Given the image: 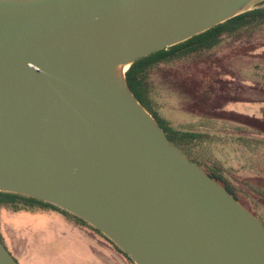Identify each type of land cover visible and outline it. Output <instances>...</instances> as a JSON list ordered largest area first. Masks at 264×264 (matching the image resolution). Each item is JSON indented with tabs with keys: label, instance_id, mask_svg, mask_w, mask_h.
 <instances>
[{
	"label": "water",
	"instance_id": "water-1",
	"mask_svg": "<svg viewBox=\"0 0 264 264\" xmlns=\"http://www.w3.org/2000/svg\"><path fill=\"white\" fill-rule=\"evenodd\" d=\"M256 1L0 0V192L60 207L134 264H264L261 220L125 78ZM0 264H19L1 241Z\"/></svg>",
	"mask_w": 264,
	"mask_h": 264
},
{
	"label": "rangeland",
	"instance_id": "rangeland-1",
	"mask_svg": "<svg viewBox=\"0 0 264 264\" xmlns=\"http://www.w3.org/2000/svg\"><path fill=\"white\" fill-rule=\"evenodd\" d=\"M257 5L264 7V0H257L251 8ZM261 41L263 45L264 34ZM255 65L264 66V48L250 50L238 45L219 53L211 63L188 70L185 80H156L161 119L178 130L191 128L216 136L219 143L209 148V160L244 191L243 182L253 177L264 179V151L251 149L239 139L264 138V84L254 75ZM254 199L255 203L247 205L264 224V207L260 209L264 201ZM15 213L0 211V227L11 236L9 217ZM19 214L31 232L20 236L23 241H13L17 256L25 245L33 264H79L73 251L74 233L56 221L58 212L46 209ZM12 223L20 225L16 220Z\"/></svg>",
	"mask_w": 264,
	"mask_h": 264
},
{
	"label": "trees",
	"instance_id": "trees-1",
	"mask_svg": "<svg viewBox=\"0 0 264 264\" xmlns=\"http://www.w3.org/2000/svg\"><path fill=\"white\" fill-rule=\"evenodd\" d=\"M261 34H264V7L257 5L182 43L136 61L125 73L130 90L145 110L157 121L167 139L180 148L189 160L197 164L214 181L223 186L250 214L260 220L261 218L251 211L247 204L255 203V197L264 201V179L260 177L248 179V181L243 182L246 191L240 189L209 160L207 155L209 148L219 143L216 136L197 132L191 128L178 130L165 123L160 117L161 114H159L162 105L156 80L161 78L165 82L168 81V83L171 80H185L188 78L186 76L188 70L211 63L219 53L228 51L238 45L249 46L250 50L263 49L264 44H261L263 42L261 41ZM252 46L254 47L252 48ZM252 70L254 75L259 78V82L264 84V66L255 65ZM239 139L246 141V146L251 149L264 151V138L252 139L242 136ZM263 207L260 206V209L263 210ZM46 209L62 214L74 225H78V227L85 229L96 238L108 243L127 264H134L128 254L122 252L99 230L82 219L61 210L60 207L23 195L0 192V211L32 212Z\"/></svg>",
	"mask_w": 264,
	"mask_h": 264
},
{
	"label": "crops",
	"instance_id": "crops-1",
	"mask_svg": "<svg viewBox=\"0 0 264 264\" xmlns=\"http://www.w3.org/2000/svg\"><path fill=\"white\" fill-rule=\"evenodd\" d=\"M2 211H7V210H2ZM35 212L37 211H32L31 213H35ZM38 212H44V211H38ZM19 213L20 211L9 217L10 219L9 227L13 231L12 232L13 235L11 236L8 233L6 234L4 227L3 228L0 227L1 228L0 234L2 239L4 240V243L7 245L8 249L12 252L11 253L12 256L15 257L18 263L19 261H23V264H33L31 258L28 257V252L25 249L26 248L25 245H23L24 251L21 254V256H17L13 249V241L16 243L21 242L23 240L22 239L20 240V236L22 234L27 236L31 232L28 226H26V224L24 225L23 224L24 222L21 221L22 219L20 218L21 216ZM58 215H59L58 217L59 220L56 221L57 222L60 221V224H64L65 226H67V229H70L71 232L74 233L73 235L75 238L74 239L75 244H73V251L77 259H79V264H127L125 260L116 252V250H114V248L111 247L108 243H106L105 241L99 238H96L85 229L78 227V225L77 226L74 225L62 214L58 213ZM13 220H16V222L18 221L19 222L18 224L20 225H14L12 223Z\"/></svg>",
	"mask_w": 264,
	"mask_h": 264
},
{
	"label": "flooded vegetation",
	"instance_id": "flooded-vegetation-1",
	"mask_svg": "<svg viewBox=\"0 0 264 264\" xmlns=\"http://www.w3.org/2000/svg\"><path fill=\"white\" fill-rule=\"evenodd\" d=\"M0 240H2V238L0 237ZM2 243H3V245L6 247V249L10 252V253H12L9 249H8V247H7V245L4 243V240H2L1 241Z\"/></svg>",
	"mask_w": 264,
	"mask_h": 264
}]
</instances>
